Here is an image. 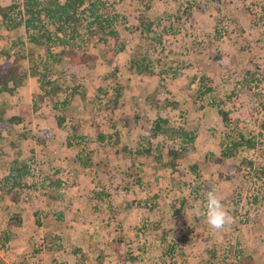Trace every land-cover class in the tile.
<instances>
[{
	"label": "rangeland",
	"instance_id": "rangeland-1",
	"mask_svg": "<svg viewBox=\"0 0 264 264\" xmlns=\"http://www.w3.org/2000/svg\"><path fill=\"white\" fill-rule=\"evenodd\" d=\"M101 1L115 38L93 34L84 63L61 56L53 97L31 73L0 91V121L19 117L0 136V264H264V0ZM6 17L0 62L44 57ZM210 189L235 218L221 232L203 216Z\"/></svg>",
	"mask_w": 264,
	"mask_h": 264
},
{
	"label": "trees",
	"instance_id": "trees-1",
	"mask_svg": "<svg viewBox=\"0 0 264 264\" xmlns=\"http://www.w3.org/2000/svg\"><path fill=\"white\" fill-rule=\"evenodd\" d=\"M152 0H143L144 5L148 6ZM16 10L18 17L15 25H21L29 42L40 45V49L45 53L44 57L38 55V61L35 56L26 53L28 66L23 67L19 62L18 55L14 54L12 58L5 59L0 62V89L11 94L17 91L23 84L29 73L36 74L40 81L42 96L55 95L56 85L54 79H49V73L53 64L65 57L71 64L84 63L93 56L83 50L86 40L93 34L99 36L109 34L115 38L116 31L113 27L114 20L105 13V6L101 0H21L20 3H11L9 5H0V17L6 19L7 11ZM177 18V17H176ZM142 23V22H140ZM147 30L148 23H142ZM53 48H57L56 50ZM121 48V47H120ZM119 48V49H120ZM117 51V50H116ZM143 59H131L129 68H134L136 72L148 71V65L142 62ZM38 62H40L38 67ZM49 84L46 89L43 85ZM209 89V87H206ZM222 120H226V112L219 110ZM19 117L12 115L5 123L0 121V136L2 132L7 130L11 122L18 121ZM62 116H56L55 124L61 126ZM166 123L164 119L158 117L153 127L156 132L168 134L171 129H162V123ZM158 122V123H157ZM77 129L76 125L72 126ZM173 132V131H171ZM99 139L102 138V135ZM79 137V136H78ZM247 146L252 143L245 140ZM232 147L239 146V143H230ZM230 148L226 145L220 151L221 156L227 157L230 154ZM170 155L169 165L174 168L177 165L175 158L178 154L177 149L170 148L167 150ZM220 161V158H216ZM13 171V173L11 172ZM28 173L26 166L20 163L17 166L9 168L8 175L5 176L4 182L9 183L8 188L21 186L23 177ZM9 197L16 201L17 195L9 193ZM12 220L16 218L13 216ZM113 250H117V246H113ZM239 264H254L248 256L240 257Z\"/></svg>",
	"mask_w": 264,
	"mask_h": 264
},
{
	"label": "clouds",
	"instance_id": "clouds-1",
	"mask_svg": "<svg viewBox=\"0 0 264 264\" xmlns=\"http://www.w3.org/2000/svg\"><path fill=\"white\" fill-rule=\"evenodd\" d=\"M203 216L209 228L215 232L225 230L235 219L226 211L218 194L211 189L206 193Z\"/></svg>",
	"mask_w": 264,
	"mask_h": 264
},
{
	"label": "crops",
	"instance_id": "crops-1",
	"mask_svg": "<svg viewBox=\"0 0 264 264\" xmlns=\"http://www.w3.org/2000/svg\"><path fill=\"white\" fill-rule=\"evenodd\" d=\"M1 62H2V61H1ZM22 86H23V85H22ZM22 86H21V87H22ZM21 87H20V88H21ZM0 91H3V90L0 89ZM15 92H16V91H15ZM6 93H7V92H6ZM13 93H14V92H13ZM8 94H9V93H8ZM11 94H12V93H11ZM3 132H4V131H3ZM3 132H2V134H3Z\"/></svg>",
	"mask_w": 264,
	"mask_h": 264
}]
</instances>
